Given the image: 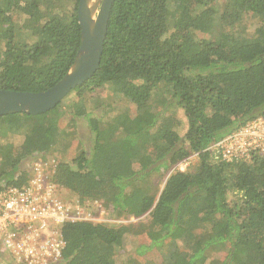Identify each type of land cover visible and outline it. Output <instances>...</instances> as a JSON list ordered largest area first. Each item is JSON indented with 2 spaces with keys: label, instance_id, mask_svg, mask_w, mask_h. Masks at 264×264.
Returning a JSON list of instances; mask_svg holds the SVG:
<instances>
[{
  "label": "trees",
  "instance_id": "trees-1",
  "mask_svg": "<svg viewBox=\"0 0 264 264\" xmlns=\"http://www.w3.org/2000/svg\"><path fill=\"white\" fill-rule=\"evenodd\" d=\"M79 2L0 0V90L40 93L64 78L81 46ZM105 91L135 105L136 117L103 102ZM156 97L163 109L152 112ZM65 99L45 114L0 118V131L24 136L0 144V187H23L27 165L50 157L65 197L140 222L63 227L60 264H142L152 249L168 264H207L222 252L210 264H264V156L226 163L208 151L264 119V0H116L98 71ZM194 155L187 171H172ZM162 170L170 175L157 194L151 179ZM135 229L151 244L121 263Z\"/></svg>",
  "mask_w": 264,
  "mask_h": 264
},
{
  "label": "built area",
  "instance_id": "built-area-1",
  "mask_svg": "<svg viewBox=\"0 0 264 264\" xmlns=\"http://www.w3.org/2000/svg\"><path fill=\"white\" fill-rule=\"evenodd\" d=\"M208 151L226 163L264 156V119L249 122ZM196 156L172 171H187ZM56 164L50 157H37L27 165L28 182L23 187H0V264H60L67 245L63 227L78 223L118 226L137 220L114 218L97 199L65 197L52 180Z\"/></svg>",
  "mask_w": 264,
  "mask_h": 264
},
{
  "label": "water",
  "instance_id": "water-1",
  "mask_svg": "<svg viewBox=\"0 0 264 264\" xmlns=\"http://www.w3.org/2000/svg\"><path fill=\"white\" fill-rule=\"evenodd\" d=\"M116 0H80L81 46L70 71L52 88L40 93L0 90V118L15 114L37 116L54 110L75 88L98 71Z\"/></svg>",
  "mask_w": 264,
  "mask_h": 264
},
{
  "label": "rangeland",
  "instance_id": "rangeland-1",
  "mask_svg": "<svg viewBox=\"0 0 264 264\" xmlns=\"http://www.w3.org/2000/svg\"><path fill=\"white\" fill-rule=\"evenodd\" d=\"M219 4H224V0H218ZM254 21H261L259 18H254ZM100 98L102 99L103 102H113L112 104L117 106L118 109L121 110H127L132 118L136 117V106L127 103L124 101H118L116 97L110 92V91H105L99 94ZM69 96V95H68ZM66 100V99H65ZM64 100V101H65ZM159 98L156 97V99L152 100L149 102V107L152 112H158L162 110L163 106H161V102H159ZM63 101V102H64ZM148 107V108H149ZM176 112L178 114V117L181 120V127H180V134L183 136L186 131H187V123H186V118L184 117V112L183 110L177 108ZM131 118V119H132ZM64 125H66V121H64ZM87 122L85 119L79 120L78 123V132H79V137H81V142L86 143L87 145L90 144V140L92 139V135L88 130V127L86 126ZM24 136L22 134H17V135H12V133H6V131H0V144L1 145H6L8 143L13 144L15 146H19L23 142ZM78 151L81 149V144L78 141L76 143V146ZM74 147V149H75ZM73 151L67 156V158H70L72 154L74 153ZM57 162V161H56ZM193 164H196V160L193 162ZM169 177V173H165L163 170L162 172L155 173L154 176L151 179V183L154 184L155 191L156 193H160L164 187L165 180ZM149 219L146 218L144 222H141L143 224H148ZM140 221L137 219L133 224H138ZM151 244V241L146 233H144L143 230L135 229L133 233L128 235L124 247L121 249L119 252V257L118 260L119 262H123L124 260L126 261V258L128 256H136V251L139 247L142 245L149 247ZM226 253L222 252L219 254H214L211 256L209 262L207 264H210L211 261L215 259H220L222 260L225 257ZM136 258V257H135ZM139 261L142 264H168V262H165V260L162 257V252L159 251L158 249H152L147 252L145 256L138 257ZM172 262V259L170 260Z\"/></svg>",
  "mask_w": 264,
  "mask_h": 264
}]
</instances>
